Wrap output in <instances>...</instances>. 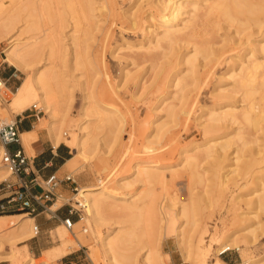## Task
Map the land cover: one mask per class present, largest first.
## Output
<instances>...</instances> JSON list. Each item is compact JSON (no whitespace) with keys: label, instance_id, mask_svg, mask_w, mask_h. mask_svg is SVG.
<instances>
[{"label":"rangeland","instance_id":"rangeland-1","mask_svg":"<svg viewBox=\"0 0 264 264\" xmlns=\"http://www.w3.org/2000/svg\"><path fill=\"white\" fill-rule=\"evenodd\" d=\"M17 1L19 5L9 10L6 15L13 20L14 29L6 30L5 32L10 34L0 36L4 38L0 39V79L8 88L0 91L2 94L0 111L3 112L1 108L8 109L12 92L17 91L18 86L30 77V68L34 66L41 68L44 76L51 79L61 100H65V105L61 109L64 111V106H67L63 124H58L61 131L60 145L67 147L70 151L69 158L77 162L76 168L66 164L63 172L58 174L59 177L70 175L74 182H66L57 187L52 201L53 205L56 204L52 210L60 208L65 214L68 209L74 207L78 212L73 215L75 223L66 236H63V231L67 230L66 225L49 213H42L39 216L28 215L31 218L35 217L33 225L39 226V233L27 240L14 239L11 242L15 244L11 247L6 244L0 245V264H26L30 259L39 264L43 258H47V264H62L61 260L65 257L60 259L62 254L57 248L65 240L73 241L69 248L71 253L65 259L75 257L79 264H92L89 255L95 253L100 264H112L103 252L99 234H105L112 224L118 227L128 225L120 223L125 216V207H122L120 202L114 203L118 204V207L108 208L103 215L104 223L102 226L97 225L82 195V189L86 186H101L118 200L141 191V194L137 193L135 200L139 201L138 206L143 212L152 198L173 211V216L183 206L188 207L194 220L206 221L211 230L217 228L219 239H222L224 233L243 230L252 225L256 238L254 247H247L245 240L241 239L239 243L231 245V252L219 258L227 264H243L250 258H262L264 211L255 217L257 209L254 205L257 203L256 197L264 192V125L260 131H254L250 127L244 128L242 125L234 124L232 137L220 141V143L228 141L230 146L228 157L221 160V168L216 166L218 161L210 158L202 159L200 167L191 170L189 166L184 167L183 156L193 154L192 148L195 143L200 144L204 141L201 128L209 118V111L219 107L222 94L231 89L232 70L237 68L240 59H244V55L250 50H254L260 60L263 59L255 44L264 38V15L253 14V18L252 15L247 16L248 20L243 15L238 16L240 22L242 19L245 23L244 25L241 22L242 26H239L237 21L229 26L230 24L216 13L210 16L212 15L215 21L218 18L222 20V22L218 20L221 26L209 16L207 19L210 21H207L206 17L202 18L199 25L201 28L204 27L201 33L205 31L206 35L201 34L199 37L201 39L197 38V41H209L206 44L213 45L210 47L215 52L213 56L215 54L216 56H212L213 59L210 57L211 61L207 63L209 71L205 76L201 74V80L195 83L193 77L187 73V66L184 63H179L169 74L160 71L164 68L168 71L172 62L169 45H166L168 40L162 37L174 21L180 28L184 21L182 25L179 22L189 17L185 13L176 18L179 22L175 20L179 2H190L180 9L184 13L193 9L191 2L200 1V6L204 7L213 0H95L96 9L99 2L104 4V12L95 10L93 19L85 16L78 0H71L76 8L74 15L65 13L57 0ZM252 2L264 5V0ZM26 5H31L30 11L27 9L28 6L25 8ZM200 12L203 14L205 10L201 9ZM215 15L218 18L214 17ZM31 25H35L32 31ZM205 26L209 28V30L206 28L208 31L205 30ZM201 28H197V31H201ZM184 31H181L183 35ZM47 33H52L53 37L57 36L59 39V44L52 47L56 55L51 56V44L44 41L38 45L41 48L37 47L40 54L37 61L28 63L30 64L28 71L16 68L17 71L5 61L11 39H19L20 49L29 43L32 44L34 40H29V37L36 34V37L42 39ZM178 33L176 35L180 39L183 38L180 37L182 33ZM8 35L10 38H7ZM157 38L164 41L157 43L155 42ZM181 41L182 39L174 44L178 55L185 50V44ZM156 43L159 48H155L158 47ZM220 47L223 49L221 53L217 51ZM179 59L181 60L180 57ZM172 74H178V78L181 79L179 88H183L180 91V100H176L180 113L177 123H173L166 114L167 107L173 102ZM162 78H165L164 82L161 81ZM96 81H100L103 88H97L94 98L116 111L115 116H109L116 119L117 123L110 124L114 126L113 128L107 125V122L105 124V121L103 122L105 126L93 123L92 126L97 124V128L91 126L87 147L96 145V152L93 151L92 155L81 159L73 147L82 135L79 126L88 120L82 117L85 91L81 83L87 82L88 86L91 84L94 86ZM235 96L237 97L233 101H238L241 93ZM36 103L40 108L39 113L31 111L32 104L20 114L11 110H8L7 115L0 113V126L23 118L29 122L32 130L45 120L48 122L49 116L40 102ZM235 103L238 112L245 109L242 103ZM48 125L49 123H46L38 132L48 135ZM185 150L189 152L184 153ZM25 151L29 157L36 155L34 145L33 149L25 148ZM136 164H141L150 171L156 169L154 165H159L160 170L165 173L167 185L160 182L151 185L134 183L127 187L120 185V177L131 176ZM8 178L9 171L0 178V182ZM223 181L225 183L221 185ZM138 225L137 232L140 233L143 231V221ZM178 225L171 228L174 230L169 228V233L167 230L168 234L163 241L161 253L167 258V264H189L184 261L177 245ZM209 240L210 235L205 238V242L208 244ZM236 246L240 247V251L235 248ZM217 248L215 245L211 251L209 259L211 264L218 258ZM93 264L96 263L93 261Z\"/></svg>","mask_w":264,"mask_h":264},{"label":"bare ground","instance_id":"bare-ground-1","mask_svg":"<svg viewBox=\"0 0 264 264\" xmlns=\"http://www.w3.org/2000/svg\"><path fill=\"white\" fill-rule=\"evenodd\" d=\"M57 1L60 5L63 6L65 13L69 12L72 15L75 14L76 8L71 0ZM78 2L80 5V9L84 12L87 18L93 19V13L95 12V10H98L100 13L104 12V4L101 2L98 3L97 9L95 8V0H78ZM199 2H191L193 9L184 13H182L180 9L183 8L184 5H189L188 3L190 2L183 1L178 3L175 20L179 15L183 16V14L185 13L188 14L189 17L187 16L188 18L181 20V22H179V19L176 20L181 25L182 21H184L182 27L179 28V24H176L174 21V23L169 26L170 29H166V31L164 32L165 36L163 35L162 38H166L168 40L167 41L165 39L167 41L166 45H169L168 49L171 51L172 60L170 61L172 62L171 66L168 68V71L165 70V68L163 70H160L169 74L172 70H174V68L178 66L179 63H184L187 66V73L193 77L195 83L201 80V74L202 76H205L206 72L209 71L207 68V63L211 61L210 57H212L215 53L214 50H212L213 48L211 49L210 47H213V45L209 43V45L206 44L209 41H197V38L199 40L201 39L199 38L201 34L203 35L206 33L205 31L204 33H201L204 27L201 28L202 26L199 25V22L201 23L202 18L206 17L205 19H207L208 16L212 18V15L216 13L219 15V17L223 18L227 23H229V26L233 25V23H235L236 21L240 26L243 21L241 19V23L238 16L243 15L248 20L249 18L247 16L252 15L251 18H253V14L264 15V5H258L256 3L255 5L252 0V3L250 2V0H213L211 3L206 4L204 7L202 6L203 8L200 6ZM17 5H19L17 0H0V36L7 34L8 32H5L6 30L11 31L14 29L13 20L9 19L6 15L9 10L15 8ZM30 6L31 5H26L25 8L27 7V9L30 11L32 8ZM201 9L205 10L203 14H201L202 12H200ZM210 14L212 15L210 16ZM214 17L218 18V16L216 15ZM208 19L207 21H210ZM213 20L215 21V18ZM218 20H216L215 22L219 25L222 20H219L220 22H218ZM243 24L245 25V23ZM30 27H32L30 28V31H32L35 25H31ZM199 27L201 28V31H197V28ZM206 28L208 27L205 26V30ZM183 30H185V35H183V33L181 32ZM177 33H182L180 34V37L183 36V38L181 39L185 44V50H183L179 55L177 54V50H175L176 46L174 45L178 43V40H181L179 36L176 35ZM8 34H10V32ZM35 35L29 37V40H34L32 41V44L29 43V45H25L26 47H21L20 49H18V42H20L18 41L19 39H11L6 50L7 58L5 59V61L19 70L28 71V69L30 68V64L37 61L40 55L37 49L41 47H38V45L44 41L48 42L49 45L51 44V56L56 55L52 47L57 43L59 44V39L57 36L53 37L52 33H47L41 39L40 37H36L37 35ZM174 35L177 37H175ZM8 37L9 35L7 36V38ZM203 38L202 40H204ZM0 39L2 40L4 38L0 37ZM156 40L155 42L162 43L161 41L163 39L161 40L157 38ZM255 45L258 47V53L262 56L261 59H263L260 60L257 55H255L254 50H250L247 54L244 55V59H240V63L237 68L235 70H232V84L230 82L231 89H227L222 94V101L219 104V107L209 111V118L206 119V121L204 122V126L201 128L204 141H202L200 144H198L199 142L197 144L195 143L192 148V151L194 152L193 154H186L183 156L184 167L189 166L191 170H196L198 167H200L201 161L213 158L214 161H218V164L216 166L221 168V160L228 157L230 146L228 141H225L223 143H220V141L228 137H232L231 135H233L234 124L242 125L244 128L250 127V129L252 128V130L254 129V131L262 129L261 127L262 125H264V38L258 40L257 44ZM180 47L182 48V46ZM180 47L179 49H181ZM155 48H159V46ZM148 49L150 48L148 47ZM217 51L221 53L223 49L220 47L217 49ZM178 56L181 58V60ZM213 57L211 59H213ZM77 64L79 63L77 62ZM200 67L201 69H199ZM30 71V77L19 86L17 91L12 92L13 96L8 103V109L1 108L3 112L0 111V113H4L7 115L9 113L8 110H11L20 114L28 109L31 104L33 106L37 104L36 102H40L46 114L49 116L48 122H45L47 121L45 120L39 126H36V129L34 131L22 134V137L25 143L32 139L38 138V130L44 127L46 123H49L48 128L50 136L55 141V144H57L59 143V141H61V131L59 125L63 124L65 116L67 115V113L64 112L67 109V106H64V111L61 109V107L65 105V100H61L60 95H58V92L50 81L51 79L44 76L45 73H43V70H41V68H37L34 66L33 68H30ZM172 75V88L174 90L171 91V94L173 102L169 105V107H167L166 114L171 118V121L173 123H177L179 121L180 113L178 112V104L176 103V100H180V91L183 90V88H179V82H181V79L178 78V74ZM164 79L165 78H162L161 81H163ZM81 84L85 91V103H83L84 105L82 108V117L88 118V120L83 121L79 126V130L82 135L81 137H79L77 144H75V146L73 147L76 149V155L81 159H85L86 156L92 155L94 152H96V145H92L94 149L91 148L92 146L89 148L87 147L88 140L90 139H88V137L91 134L92 124L100 123V125L102 124L101 126H105L107 122V125H114V123H117V121L112 116H109H115L116 111L109 109L108 107L98 102L99 100H95L94 98V94L97 92V88H103V84H101L100 81H96L94 83V86H92V84L88 86L87 82H83ZM5 89L8 88L0 79V91L3 92V90ZM193 93L192 96H194ZM239 93H241L240 98H238L239 100L233 101L235 97H237L235 95H239ZM0 96L2 97L1 93ZM235 102L242 103L243 108L245 109L241 112H238V107L234 105ZM96 126L97 124H95V126L93 125L92 128L96 129ZM111 127L113 128L114 126ZM3 152L4 149L0 147V162L2 157L1 154ZM187 152L189 151L185 150L184 153ZM76 163V161H73V159H71L70 161H68L67 166L69 164L71 168H76ZM154 167L156 169L150 171L145 166L136 164L132 169L133 174L131 176L120 177L119 184L124 187L133 185L134 183H145L151 185L153 183L160 182L163 185H167L165 180V173L160 170L159 165H154ZM8 171L9 170L3 164H0V178H2L5 173H8ZM199 178L201 179L200 176ZM224 183L225 182L223 181L221 185H224ZM137 193L141 194V191H137L130 197L118 200L113 194L108 193L101 186H86L82 189V195L85 200V204L89 208L92 217L94 218L97 225L102 226V224L104 223L103 215L104 213H106L108 208L118 207V204L114 203L120 202L123 205L122 207H125V216L122 218L120 223L121 225H128H124V227H118L114 226L115 224H112L111 226H109L108 231L105 234H99L100 244L103 252L106 254V256L109 257L112 264H167V258L164 257L161 253L163 241L165 240L166 235L169 233V231L174 230L171 228H175L178 223L179 231L177 245L183 255L184 261L189 264H211L209 261L210 254L211 251L214 250L215 245H217L218 247L216 250V256L218 258H216V261L212 264H227L224 260L219 258V254L225 249H232L231 245L239 243L241 239L245 240L247 247H254L256 238L255 230L252 228V225L243 230L224 233L222 239H219L217 236V228L215 227L213 228V230H211L206 221H203L201 219L194 220L191 217L192 212L188 207L183 206L181 210L175 213V216H173V211L168 209V207H166L162 202L158 204L155 198H152L151 202L143 212L140 206H138L139 201L135 200ZM153 196H155V194ZM110 199L111 201H109ZM256 202L257 203L254 205L255 209H257V211H255V217H257V214L264 211V192L262 195H258L256 197ZM142 221L144 223L143 231L138 233V224ZM33 223L34 219L28 216V214H1L0 245L6 244L7 246L11 247L15 244L11 242L14 241V239H17V241L29 239L36 233L35 225H33ZM73 226L74 222H72V227ZM65 227L67 228V230L63 231V236L68 235L70 233V230L72 229L67 225ZM74 235L76 236V234ZM209 235L210 240L207 244L205 242V238ZM72 245V240H65L58 246L57 249L59 253L62 254V256H65L70 252L69 248ZM235 248L240 251V247L236 246ZM143 251L144 254L141 255V252ZM89 257L92 262L94 261L96 264H100L97 254L91 253ZM34 262V259H30L26 264H35ZM39 264H47V258H43V260H40ZM243 264H264V256L262 258H250L249 261H246Z\"/></svg>","mask_w":264,"mask_h":264},{"label":"built area","instance_id":"built-area-1","mask_svg":"<svg viewBox=\"0 0 264 264\" xmlns=\"http://www.w3.org/2000/svg\"><path fill=\"white\" fill-rule=\"evenodd\" d=\"M31 111L40 112L37 104ZM20 121L16 120L0 127V145L4 149L1 162L9 170L10 178L0 182V215L1 214H28L38 215L49 213L53 218H58L57 211L52 210L55 191L61 183L74 182L72 176L67 175L59 179L56 174L46 179H40L31 168V159L25 151L19 130ZM36 188L40 189L37 191ZM51 203V204H50ZM77 209H68L69 216L61 221L72 228V216ZM36 234L39 226H35ZM232 249H225L219 256L224 257Z\"/></svg>","mask_w":264,"mask_h":264},{"label":"crops","instance_id":"crops-1","mask_svg":"<svg viewBox=\"0 0 264 264\" xmlns=\"http://www.w3.org/2000/svg\"><path fill=\"white\" fill-rule=\"evenodd\" d=\"M9 65L12 66L11 64H9ZM12 67L14 69H16V67H14V66H12ZM18 121H20L19 122L20 123L19 124V130H20L21 140L23 142L24 148L33 149V145H34V148L36 149V155H35V157H33V159H31V168L34 171V174L37 175L41 180L46 179L50 175H53V174H56V176L61 180L64 179L67 175L65 177L64 176L59 177L58 174L63 172V167L68 163V161H70L72 159V158H69V155H70L69 149L65 146L60 145V141H59V143L55 144V141L51 138L49 133H48V135H46L40 131L38 132V138L32 139V140L25 143V141L22 137V134L32 132L36 128L31 130V125L29 124L28 121L24 120L23 118L19 119ZM63 183H61L60 185H62ZM36 190L40 191V189H38V188H36ZM56 211H57V216H58L57 219L60 221L63 218H66L69 216L68 212L64 214L63 211H60V208H58ZM40 214H42V213H39L36 216H39ZM72 219H73V216H72ZM70 253H71V251L67 255L62 256L60 259H62L64 257L68 258L66 256H68ZM65 258L63 260H61L62 264H79V261L75 257H71L69 259H65ZM91 262H92V260H91ZM92 264H93V262H92Z\"/></svg>","mask_w":264,"mask_h":264}]
</instances>
